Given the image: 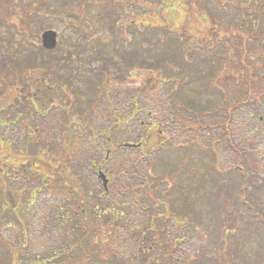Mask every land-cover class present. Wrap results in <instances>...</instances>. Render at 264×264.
Instances as JSON below:
<instances>
[{
    "label": "trees",
    "instance_id": "16d2710c",
    "mask_svg": "<svg viewBox=\"0 0 264 264\" xmlns=\"http://www.w3.org/2000/svg\"><path fill=\"white\" fill-rule=\"evenodd\" d=\"M20 1L22 0H0V25L7 28L15 36L19 35L22 40V43L17 45L10 41V45L6 46L8 56L4 57L3 60L0 59V73L6 74L11 71V75L14 77L13 82L18 86L14 91L15 95L12 100L14 106L18 103L21 104L20 99L30 100L28 95L33 97V91H37L35 94L37 98L31 103L30 110L33 113L42 112V116L50 110L59 97L58 93L53 95L54 86L47 81L51 72L45 71L48 78L43 75L42 77H34L33 80H22L20 75L27 71L35 72L36 67H44L45 70L51 68V63L59 60L53 54L55 50L65 52L62 57H65L67 62L78 61L81 64L96 65L90 66L88 69L91 75L88 78L89 85L86 88L83 86H75L74 88L71 78L66 80L64 88L66 87L73 99L71 102L66 101V104L60 103L64 114L68 115L65 123H72L71 120H73L69 112L71 104L83 105L81 95L90 92L92 95L90 100L97 101L96 97L100 93L99 82L103 78L106 79L107 77L108 79L114 73L112 78L123 80L127 68L133 66L146 68L151 71H158L164 77L162 83L167 86L165 91L166 106L174 113L175 119H178L176 116L178 111H186L190 115L188 125L192 128H198L204 126L201 119L208 116L206 118L211 119L212 122L206 125L210 128L223 127L221 136H225L228 145L239 153V159L231 169L226 171L218 167L215 162L217 153L214 150V140L209 139L211 136L201 140L186 139L182 143L175 144L163 136L160 130L154 132L153 128H148L146 131L140 129L137 131L139 138L131 140L139 144L134 149L140 150L138 152L140 164L131 166L137 169L131 172L134 174L136 184L133 181L129 182L127 184L130 187L128 193L122 194V198H116L112 192H107L109 191L108 188L100 194L94 190H87V185L77 177L79 174H76V171L70 173L67 159H58L57 157L53 159L50 155H46L44 150L47 141L42 139L34 141L30 135L26 136L27 149H30L32 153L35 152L34 159L31 158V162H27L30 165L27 166V163H24L25 146L13 149V145L17 143L11 139L12 149L6 152L5 146L0 147L3 154L0 157V209L4 214L0 220L4 218L5 221H8L6 223L4 221V224L19 222L16 224L21 225L20 231L25 237L23 243L19 240L16 242L19 245H25L24 243L33 234L30 227L32 224L31 215L33 214L31 205L34 204L36 196L41 192V187L47 188V186H52L57 182H66L73 197L72 199L67 198L62 204L57 205L56 210H52L54 211L52 214L56 218L54 222L59 225L65 224L61 220H68L67 231L62 239L64 241L62 251L68 250L67 258L73 264L77 262L94 264V251L87 247L91 242L93 246L94 243H101L104 250L107 246L113 252L121 251L127 247L134 254L136 253L138 264H175V261L180 259L177 253L180 248V238L175 237L169 241L162 227L172 221L176 225V218H182L187 224L185 229L175 227L179 234H189L200 227L201 233L212 237L216 242L215 245L206 243L203 248L201 247L203 251L198 250V247L195 246L194 257L189 260L188 264H213V262L221 264V259L218 260L219 256L229 259L231 255L238 254L242 250L241 246L250 241H254L256 244L255 248L251 250L254 259L259 263L264 260V201L263 210L251 205L255 201L254 191L260 195L262 187L260 186L259 189V184H254V191H249L248 188L252 183L253 176L248 174V165L245 157H242V150H238L232 144L228 131L233 107L240 103L250 104V102V105L257 102L264 106L262 103L264 102V90L262 88L255 90L257 85L254 84L253 80H247L245 73H241L244 77L239 80L246 83L247 97L241 102H234L233 106L230 104L226 89L217 82L218 74L222 71L223 65L226 64V57L230 55L231 45L227 44L228 40L222 41L220 53L212 45L216 39L207 40L209 41L208 44L211 43L210 46H197L194 49L191 46L192 43H188L186 31L156 29L153 26L147 29L135 24L133 19L127 18V22H125L123 11L117 14L116 12L109 13L99 10L90 16V22H88L83 19L86 16L83 11L85 0H27L28 4L35 8L32 12L42 11L43 14H52L58 18L61 15L66 19L64 26L69 28L68 35L65 36L58 32L57 46L53 50H46L41 44L29 43V35L35 34L38 39L44 29L39 26V19L32 12L28 9L24 12ZM194 1L198 0H190V3ZM237 1L243 2V0ZM247 1L249 3L254 2L253 8L264 5L261 0L259 3H256L257 0ZM17 5L19 9L22 7L23 15L16 12ZM38 6L40 10L37 9ZM241 9L243 12L242 6ZM254 13L255 18L249 15L247 19L245 18L246 14L243 13L246 21H241L243 24L241 28L244 27L245 31L240 29L229 34L240 32L249 37L250 32V37L259 42L264 36V31L259 32L258 35L252 34L249 26L260 25L264 17L263 15L257 17L256 13H259V9ZM222 23L224 22L222 21ZM130 26L133 29H129ZM163 26L167 28L166 24ZM126 27L128 31H126ZM248 28L249 32L246 31ZM104 30L110 33L109 39L105 40L101 36L95 37L99 31ZM191 34L188 33V35ZM192 35L194 36V34ZM246 39L241 40L242 42L239 44L243 47L244 54L248 52V45L245 46L247 44ZM0 40H3L1 36ZM62 42H64V47L61 45ZM87 52L89 57L86 56ZM116 55L119 59H116ZM44 56L48 57L45 58ZM241 57L239 56L238 59L244 66V60ZM168 63L173 64L175 69H168ZM48 65L50 66L48 67ZM41 79L46 80V83L37 87L38 80ZM20 82L27 87L21 89L19 87ZM109 93H111V88L105 93L106 96H109ZM138 97L140 98V95L135 93L131 98V106L134 107L135 104L134 109L137 107L135 109L137 115L138 111H141ZM44 103L45 105H43ZM133 107L131 110L134 111ZM79 108L76 109V112L82 115L83 107L81 110ZM109 113L111 114V124L106 129L115 132L119 129V131H125L126 135L131 133L132 130L129 128H122V125L129 123L131 116L114 112L112 109ZM23 117L24 112L16 108L14 120L17 121ZM219 120L221 121L219 122ZM139 126L141 127L142 123ZM88 127L83 121V124L82 122L76 124V132L74 129L66 127H59L61 129L58 128L57 130L60 136L63 134L61 136L63 144L71 149L75 143H79L78 130H84L86 133L90 130ZM91 129L92 133L86 137L88 142L89 140L94 141L96 137H101L106 131L105 128L94 130L93 126ZM30 132L33 134L35 131ZM36 137L39 138L38 134ZM127 140L124 139L117 147H125L124 144L127 143ZM110 142V138L106 137V147L109 146ZM87 144L84 143L82 146H87ZM109 149L111 148L107 149L104 156L97 158V162L90 159L93 166L96 165L98 169H101L108 160H112L109 156ZM116 160L125 162L127 159L124 155L116 158ZM22 169L36 170L30 174L34 183L28 187V191L24 192L20 188L12 189L13 184L22 182L20 181ZM129 169L131 171V168ZM166 177L171 179L170 185L167 183ZM184 180L187 183L184 184ZM262 193L261 198L263 200L264 192ZM190 222L194 223V226L189 225ZM154 232L158 236L155 237ZM99 236L102 238L96 240ZM93 239L94 241H92ZM5 246L0 240V264H17L11 250ZM249 255H241L240 261L233 264H256V262L250 261L251 256ZM37 256L43 258V256ZM57 256L58 254L53 252V255H44V258L49 259L48 262H50ZM20 258L26 260L24 257ZM233 260H230L231 263ZM58 262L56 261L54 264H58ZM109 264L126 263L111 260Z\"/></svg>",
    "mask_w": 264,
    "mask_h": 264
},
{
    "label": "rangeland",
    "instance_id": "374dc122",
    "mask_svg": "<svg viewBox=\"0 0 264 264\" xmlns=\"http://www.w3.org/2000/svg\"><path fill=\"white\" fill-rule=\"evenodd\" d=\"M85 1L86 3L83 7V11L86 16H84L83 19L88 22H90V16L96 14L99 10L109 13L116 12L117 14L118 12L123 11V19L125 22H127V18L133 19L135 24L146 27L147 29L153 26L156 29H170L176 31L181 29L186 31L188 43H192L191 46L194 49H196L197 46H210L211 43L208 44L209 41L207 40L211 41L216 39L212 42V45H214L217 52L220 53L223 42L228 40L227 44L229 43L231 45L230 55H227L226 57V64L221 68L222 71L218 74L217 82L222 88L226 89L230 104L233 106L234 102H241L247 97L245 91L246 83L239 80L244 77L241 73H245V78L247 80H253L254 84L257 85L255 90L259 88L264 90V36L258 42L255 38L250 37L251 34L249 28L246 30L249 32V37L247 34H241L240 32L229 34L240 29L245 31L244 27L241 28L243 26L241 21H246L243 17V13L246 14V19L249 15H251L252 18H255L254 12L259 9V13H256L257 17L258 15H263L264 17V5H258L256 8H253L252 5H255L254 2L249 3L247 0H243V2L237 0H198L191 3L190 0ZM20 2L24 12L27 9L30 12L35 9L28 4L27 0H22ZM261 2L264 3V0H261ZM256 3H259V0H257ZM240 5L244 9L243 12H241L242 9ZM16 7V12L23 15L21 12L22 7H20V9L18 5ZM37 9L40 10V7L38 6ZM32 14L39 19L38 24L42 29L52 28L57 32L63 33L65 36L68 35L69 28L64 26L66 19L61 17V15H59L58 18L52 14H43L42 11L37 13L32 12ZM262 19L263 21L260 25L253 24L254 26H249L253 32L252 34L258 35L260 34L259 32L264 31V18ZM222 21L224 23H222ZM250 22L254 23L255 21ZM165 24L167 25V28L163 26ZM128 28L133 29L132 26ZM126 31H128L127 27ZM188 33H192L194 36L192 34L188 35ZM0 36L3 38V40H0V59L3 60L4 57L6 58V56H8V49L6 46L10 41L13 42L14 45H17L20 42L22 43V40L19 35L15 36L7 28L1 25ZM98 36L103 37L105 40L111 37L107 30L99 31L95 37ZM245 39L247 43L245 46L248 45V52H245L244 54L243 47L239 44ZM28 41L29 43L41 44L40 35L38 39L35 34L29 35ZM196 43L202 44L197 45ZM61 45L64 47V42H62ZM88 52L86 53L87 57H89ZM64 53L65 52L55 50L53 54L56 58H59V60L58 62L53 60L54 63H51V68L45 70L44 67H36L35 72L27 71L23 74L24 77H22V80H33L34 77H42L43 75L48 78L45 71L49 70L51 73L47 81L54 86L52 90L54 93L53 95H56V93L59 94V97L44 116H39L32 111L26 113L27 117L23 121H28L27 123L31 124L32 128L29 130L27 128L25 129V124L23 122L14 120L15 108L10 109L9 104L13 100L15 90H7L6 81L8 79L13 83L14 77L11 75V71L9 73L10 77L8 76L7 79L4 78L5 74L0 73V114L5 121V125L0 127V147L5 146L8 148L5 144L4 137L9 133L13 142L17 143L13 145V149L16 147L23 148V145L25 146L24 156L26 157L24 163L31 162V158L34 159L35 153H32L30 152V149H27V143L24 137L25 133L28 131L27 136L30 135L32 140L35 141L36 139H42L47 141L44 150L46 155H50L53 159L56 157L58 159H67L69 161L68 167L71 171L70 173L76 171V174H79L77 177L87 185V190H94L97 194H100L104 189L97 176L98 168L96 165L93 166L90 159L97 162V158L104 156L107 153V149L111 148L109 149V156H111L112 160H108V162L102 166L101 170L110 180V183L108 184L109 191L107 192H112L116 198H122V194L126 195L129 191L128 188L130 187H128L127 184L132 181L136 184L133 177L134 174L131 172L137 169L132 168L131 166H138L140 164L138 158V152L140 150L128 147H117V145L124 141V139H128L127 142H132V139H138L137 131L140 129L146 131L148 128H153L154 132L160 130L162 131L163 136L175 144L182 143L186 139L201 140L211 136L209 139L214 140V150L217 153L215 162L218 167L226 171L231 169L239 159V153L234 151L228 145L225 136H221V133L223 134V127H208V123H211L212 120L206 118L208 117L206 116L201 119V123H203L204 126L192 128L188 125L190 122V115L186 111H178L176 115L178 116V119H175L174 113L166 106L165 91L167 86L162 83L164 77H162L158 71H151L133 65L132 68H127L123 80L112 78L114 73L108 79L107 77L106 79L103 78L99 82L100 93L96 97L97 101H91V93L86 92L81 95L83 105L78 106L75 103L71 104L69 112H72L71 115L73 117L71 118H73L74 132H76V124L78 125L80 122L83 124V121L86 122V127L90 126L88 127V130L89 128L90 130L89 132L86 131V133L84 130H78L79 132L77 131V135L79 143H75L74 147L70 149L66 144H63V140L61 139L63 134L60 136L57 130L62 126L60 124H55L56 113H58L59 119L66 121L65 119H67L68 115L66 113L64 114L61 104H66V101L71 102L73 99V97L69 95V91L66 87L64 88V84L66 80L71 78V83L74 88L75 86H83L86 88L89 85L88 78L91 75L88 69L90 66L94 67L96 65L81 64L78 61L67 62L66 58L62 57L65 55ZM239 56H242L241 58L244 60L245 67L240 63L241 60L238 59ZM44 57L47 58L48 56ZM116 59H119L117 55ZM49 66L50 65H48V67ZM167 67L170 70L175 69L174 65L170 63L167 64ZM45 83L46 80H38L37 87ZM109 88H111V93H109V96H106L107 94L105 93ZM135 93L140 95V98L138 97V103L141 111H138V115L135 112L137 107L134 109L135 104L134 107L131 106V98ZM29 96L32 97V95H28V98ZM23 101L24 100L21 99L19 100V102ZM28 101H25L23 106H21L20 103L16 104V107H18L19 110H22L24 114L27 107H30ZM44 101H47V99H44ZM262 103L264 104V102ZM250 104L240 103L233 107L234 109L231 110L230 114L228 131L232 144L238 150H242V157H245V161L248 165V174L253 176L251 180L252 183L248 188L249 191H254L253 185L259 184L258 188L260 189L261 186V191L264 192V106L257 102H254L252 105ZM43 105H45V103ZM52 107L57 108L58 111L55 112ZM82 107L83 113L82 115H79L76 112V109L78 110L79 108L81 110ZM132 107L134 111L131 110ZM111 109L114 112L131 116L129 123L127 125H122V128H129L132 130L130 134L126 135L125 131H119V129L116 132L106 129V127L111 124V114L109 113ZM20 120H22V118H20ZM221 120H219V122ZM140 123H142L141 127L139 126ZM34 126H38L39 130L32 134L30 131H33L32 129ZM91 126H93L94 130L105 128L106 131L103 132L104 134H102L101 137H96L94 141L89 140L88 142L86 137H88V134L90 136L92 133ZM133 126L135 127L134 131L132 129ZM139 132L142 133V131ZM36 134H38L39 138L36 137ZM106 137L111 140L108 147L105 145ZM84 143H88L87 146L83 147L82 144ZM9 148L12 149V146H9ZM5 151L7 152L8 150L5 149ZM124 155L127 159L125 162L116 160V158H120ZM2 156V151H0V157ZM11 159L12 158L10 157V160ZM129 168H131V171ZM22 176L24 177V184L23 182L13 184L12 189L20 188L23 192L29 190L26 186L27 183L25 182L28 175L23 174ZM182 178L184 179L183 176ZM165 179L170 185L171 179H169V177H166ZM185 183H187L186 180H184V184ZM259 189L256 190L260 191ZM52 190L53 192H51ZM262 192L259 195V193L254 191L253 195H255V201L251 204L252 207L259 208L260 210H263L262 206L264 199L262 200L261 198V195L263 194ZM72 197L73 194L66 182H57L52 186H47V188L41 187V192L38 193L36 200H34V204L31 205L33 214L31 215L32 224L30 227L33 234L30 236V239H27L28 241L24 243L25 245H19L16 242V240L21 242L24 241L25 237L22 231H20L21 225L16 224L19 222L14 221L12 224H4L8 221H5L4 218L0 220V240L4 246L6 245L5 247L11 250L12 255L14 256V261L17 264H54L56 261H59L58 264H73L72 262H69L71 260L67 258V255L69 254H67L68 250L62 251L64 242L62 239L67 231V225L69 224L68 220H61L64 221L65 224L59 225L57 222H54L56 221V218H54V215L52 214L54 213L52 210H56L57 205L62 204L67 198L72 199ZM2 212L3 211L0 209V217L4 215ZM181 220L182 218H176V225L172 221L168 222L167 225L162 228L169 241L175 237L180 238V248L177 252L180 259L179 261H175V264H188L189 260L194 257L195 246L200 250L206 243L215 245L216 242L212 237L201 233L202 231L200 227H198L199 230L197 229L195 232H190L189 234H182V236L175 230L176 226L182 227L183 229L187 226L186 221ZM189 225L194 226V223L190 222ZM244 233H246L245 230ZM154 236L156 237L158 235L154 232ZM101 238L102 237L99 236L96 240H100ZM92 241H94V239ZM255 245L254 241H250L247 244L245 243L244 246H241L242 250L238 254H235L237 255L236 257L235 255H231L228 259L224 256H219L218 260L221 259V264H233L234 262L240 261L241 255L250 254L251 262L254 261L256 264L262 262L264 264V260L259 263V261L254 259V256L251 254V250L255 248ZM87 247L94 251V264H109V261L111 260H119L126 264L139 263L136 253L134 254V252L130 251L127 247L117 252H113L107 246L104 250L101 243H94L93 246V243L91 242ZM201 250L203 251V249ZM53 252L58 254V256L48 262L49 259L44 258V255H53ZM37 255L41 257L43 256V258H39ZM19 256L24 257L26 260H22ZM230 260H233V262L231 263ZM75 264L82 263L77 262ZM213 264L217 263L213 262Z\"/></svg>",
    "mask_w": 264,
    "mask_h": 264
},
{
    "label": "flooded vegetation",
    "instance_id": "af4514ba",
    "mask_svg": "<svg viewBox=\"0 0 264 264\" xmlns=\"http://www.w3.org/2000/svg\"><path fill=\"white\" fill-rule=\"evenodd\" d=\"M4 74V73H3ZM10 77V74L9 73H6L5 74V76H4V78H6L7 79V77ZM21 77H24L23 75H20ZM3 81H4V79H3ZM14 83V84H13ZM13 83H11V81L10 80H8L7 79V81H6V89L7 90H10V89H14L15 91H16V88L18 87L17 85H16V83L15 82H13ZM13 85H15V86H13ZM21 89H24L25 87H27L26 85H24V83H20V86H19ZM37 93V91H33V94H34V96H36L35 94ZM31 97V96H29V98H30V100L28 101V104L31 106V103L32 102H34L35 101V99L37 98V96L36 97ZM22 100V99H21ZM25 102V101H24ZM24 102H21V106H23V104H24ZM10 105V109L11 108H15V111H16V108H18V107H16V105L14 106V103H10L9 104ZM55 110V112H57L58 110H57V108H55L54 109ZM28 111H31L30 110V108H28L27 107V110H26V112H28ZM72 113V112H71ZM35 114H38L39 116H42L43 115V113L42 112H36ZM0 116H1V114H0ZM71 117H72V115H70ZM26 117H27V115L26 114H24V117L22 118V120H19L18 119V121L20 122H23L24 124H25V129L27 128L28 130L29 129H31L32 128V126H31V124L30 123H27L28 121H23V120H25L26 119ZM2 118V117H1ZM71 122H72V120H71ZM55 124L56 125H58V124H60L62 127H66V128H74V124H73V122L72 123H65L63 120H61V119H59V115H58V113H56L55 114ZM2 125H5V121L3 120V119H1V122H0V127L2 126ZM39 127L38 126H34V128H33V130L34 131H38L39 129H38ZM8 132V131H7ZM27 133H28V131L25 133V137H24V139H26V136H27ZM13 138V137H12ZM4 140H5V144H6V146H8V148L6 147V149L7 150H10V148H9V146H11L10 145V141H11V137H10V135H9V133L6 135V137H4ZM27 166H29L30 164L29 163H27L26 164ZM32 172H36V170L35 169H22L21 171H20V174H21V177H20V181H22V182H24V177L22 176L23 174H27L28 175V177H27V179L25 180V182L26 183H29V184H27L26 186L27 187H30V185H32V183H34L33 181H32V179L30 178V174L32 173ZM8 187V186H7Z\"/></svg>",
    "mask_w": 264,
    "mask_h": 264
},
{
    "label": "water",
    "instance_id": "95a60500",
    "mask_svg": "<svg viewBox=\"0 0 264 264\" xmlns=\"http://www.w3.org/2000/svg\"><path fill=\"white\" fill-rule=\"evenodd\" d=\"M58 33L55 29H45L40 34L41 44L46 49H53L57 44ZM128 146H134V144H125ZM98 177L101 179L102 186L107 188L108 179L102 170H99Z\"/></svg>",
    "mask_w": 264,
    "mask_h": 264
}]
</instances>
